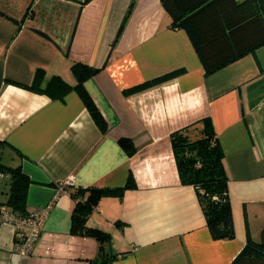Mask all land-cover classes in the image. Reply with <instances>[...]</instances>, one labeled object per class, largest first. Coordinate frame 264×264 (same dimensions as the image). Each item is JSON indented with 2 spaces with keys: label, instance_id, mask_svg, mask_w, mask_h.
Listing matches in <instances>:
<instances>
[{
  "label": "crops",
  "instance_id": "crops-1",
  "mask_svg": "<svg viewBox=\"0 0 264 264\" xmlns=\"http://www.w3.org/2000/svg\"><path fill=\"white\" fill-rule=\"evenodd\" d=\"M131 2L0 0V163L30 177L28 209L44 215L25 256L16 248L15 224L1 212L9 210L12 175L0 170V264H90L99 244L71 233V191L125 187L130 175L135 185L121 197H103L89 218L111 232L112 264H231L249 236L260 240L264 45L206 75L188 32L171 26L161 0H137L126 20ZM78 61L100 68L85 85L106 131L77 91L53 99L22 86L38 69L46 79L61 75L76 84ZM173 71L181 73L126 91ZM208 116L229 176L236 228L229 240L212 237L195 188L181 182L170 139ZM125 137L133 154L120 144Z\"/></svg>",
  "mask_w": 264,
  "mask_h": 264
},
{
  "label": "trees",
  "instance_id": "trees-1",
  "mask_svg": "<svg viewBox=\"0 0 264 264\" xmlns=\"http://www.w3.org/2000/svg\"><path fill=\"white\" fill-rule=\"evenodd\" d=\"M161 1L172 18L171 26L188 32L206 75L264 45V0ZM136 2L137 0H132L126 20L134 10ZM32 7L33 3L30 6V15H33ZM72 71L77 80L76 84H71L61 75H53L46 79L44 69H38L32 83L22 86L45 93L53 99H64L71 91H77L96 123L106 131L107 121L85 85L100 71V68L78 61L73 63ZM180 73L181 71H173L135 85L126 91L141 92ZM170 139L181 182L195 188L212 237L216 240L234 239L236 228L229 176L212 118L208 116L175 130L171 133ZM120 144L128 153L135 152L134 142L130 138H121ZM0 170L10 172L12 175L11 192L5 205L17 216H29L31 211L27 205V194L31 183L30 177L21 167H7L0 163ZM134 185V177L130 175L125 187L72 189V196L77 203L72 212L71 233L92 237L99 244L98 254L90 264H112L114 258L109 249L111 232L90 225L91 214L97 209L103 197L109 195L121 197L126 188ZM231 264H264V226L260 240L249 236L246 245Z\"/></svg>",
  "mask_w": 264,
  "mask_h": 264
},
{
  "label": "built area",
  "instance_id": "built-area-1",
  "mask_svg": "<svg viewBox=\"0 0 264 264\" xmlns=\"http://www.w3.org/2000/svg\"><path fill=\"white\" fill-rule=\"evenodd\" d=\"M4 219L13 222L16 227L17 250L25 256L32 253L34 243L40 236L43 214L31 213L29 216L20 217L10 210L3 208Z\"/></svg>",
  "mask_w": 264,
  "mask_h": 264
}]
</instances>
